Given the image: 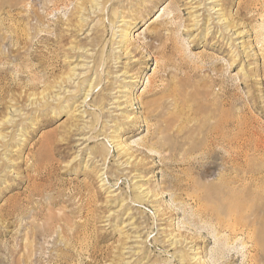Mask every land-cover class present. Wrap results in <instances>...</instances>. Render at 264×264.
Listing matches in <instances>:
<instances>
[{"label":"rangeland","instance_id":"374dc122","mask_svg":"<svg viewBox=\"0 0 264 264\" xmlns=\"http://www.w3.org/2000/svg\"><path fill=\"white\" fill-rule=\"evenodd\" d=\"M89 2L0 0V264H264V0Z\"/></svg>","mask_w":264,"mask_h":264},{"label":"bare ground","instance_id":"6f19581e","mask_svg":"<svg viewBox=\"0 0 264 264\" xmlns=\"http://www.w3.org/2000/svg\"><path fill=\"white\" fill-rule=\"evenodd\" d=\"M112 0H90V2H91V9L92 8H96L95 9V11L97 10V7L98 6H100V8H99V10L103 13V16H105V14H106V11H107V6L109 5V3L111 2ZM89 2V3H90ZM90 5V4H89ZM79 7V6H78ZM83 8V7H82ZM218 10V9H217ZM93 11V10H92ZM140 12H142V15H143V17H144V12L141 10ZM99 13V12H98ZM113 13V12H112ZM72 14H74V10L71 12V15ZM138 14H140L139 12H138ZM91 15V14H90ZM36 16H37V18L38 19H40L39 18V15L38 14H36ZM89 18V17H88ZM174 20V19H173ZM163 26H164V24H163ZM33 31H34V35H37L38 33H39V26H34L33 27ZM160 32L159 31H156L155 32V36H154V38L155 39H158V37L160 36ZM93 35V34H92ZM95 35V34H94ZM126 35V34H125ZM59 38L60 37H62V35L61 34H59V36H58ZM98 39V36H94V37H92L91 38V40H92V44H91V46H93V47H91V50H94V46H95V43H97V40ZM146 45V47H147V50L149 51V52H151V50L150 49H152V43H146L145 44ZM137 49L139 48V46H137L136 47ZM86 49V52L88 51V50H90V49H88V48H85L84 47V50ZM117 59V58H116ZM156 60H157V58H156ZM157 62H158V60H157ZM97 63L98 62H96V65H97ZM100 63V62H99ZM102 64L100 65V67L99 68H101V69H103V66H105L106 65V69L107 68H109V70H108V74H110V73H112V71H111V67H108L109 65L108 64H105V62H101ZM98 66H99V64H98ZM100 69V70H101ZM98 70V69H97ZM100 70H99V72H100ZM103 75V74H102ZM126 75V74H125ZM91 82H93V81H91ZM101 82V81H100ZM100 84H98V82H93V83H88L87 84V86L89 87V89L87 90V94H85V98H84V100H83V102H85L86 104H87V102H86V99H87V97H88V95H89V93H93L94 91H95V89H97L96 87H98ZM43 97V96H42ZM48 98H50V96L48 97ZM107 99V100H110V97H109V95L108 94H105V97H104V99ZM105 99V100H106ZM111 101V100H110ZM100 117V116H99ZM145 195H148V193H145ZM193 257V256H192Z\"/></svg>","mask_w":264,"mask_h":264}]
</instances>
